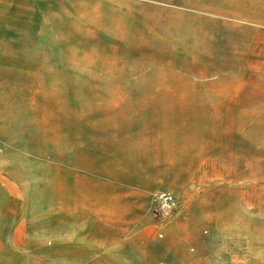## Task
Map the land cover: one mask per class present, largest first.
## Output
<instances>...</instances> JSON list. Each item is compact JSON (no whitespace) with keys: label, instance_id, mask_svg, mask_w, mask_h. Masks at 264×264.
Returning a JSON list of instances; mask_svg holds the SVG:
<instances>
[{"label":"rangeland","instance_id":"374dc122","mask_svg":"<svg viewBox=\"0 0 264 264\" xmlns=\"http://www.w3.org/2000/svg\"><path fill=\"white\" fill-rule=\"evenodd\" d=\"M0 264H264V0H0Z\"/></svg>","mask_w":264,"mask_h":264},{"label":"built area","instance_id":"2783aa9c","mask_svg":"<svg viewBox=\"0 0 264 264\" xmlns=\"http://www.w3.org/2000/svg\"><path fill=\"white\" fill-rule=\"evenodd\" d=\"M155 212L160 216H168L175 209V198L170 191H159L155 195Z\"/></svg>","mask_w":264,"mask_h":264}]
</instances>
